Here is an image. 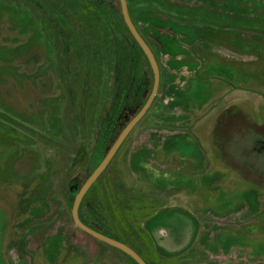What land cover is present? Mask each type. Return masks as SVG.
Listing matches in <instances>:
<instances>
[{
  "label": "rangeland",
  "instance_id": "374dc122",
  "mask_svg": "<svg viewBox=\"0 0 264 264\" xmlns=\"http://www.w3.org/2000/svg\"><path fill=\"white\" fill-rule=\"evenodd\" d=\"M162 1L127 2L134 20L135 14L144 9L145 16L159 15L168 21L167 28L161 29L166 48L163 46L156 53L162 64L163 83L164 78L185 82L191 78L177 94L179 99L174 107L186 108V100L201 98L202 86L214 81L241 86L246 81L245 87H249L246 90L264 95V78L249 74L264 76V56L254 55L253 50L240 48L234 52L225 46L221 48L223 38H213L222 33L224 43L243 47V39L259 44L264 40V19L233 23L212 13L193 10L199 6L209 10L211 5L205 0H165L166 4ZM119 5V0H0V264H133L119 249L80 230L72 213L81 183L72 171L76 151L74 115L78 111L86 119L93 93L97 100L104 101V96L113 90L114 79L124 76L126 55L144 58L122 27ZM116 16L122 24L114 26L112 18ZM53 26L65 31L72 50L68 54L65 45L56 42ZM159 26L166 27L160 22ZM125 43L132 48L130 51H125ZM154 43H160L156 37ZM191 49H195L194 54ZM73 54L76 59L71 74L67 62L74 58ZM216 56L222 63L235 60L234 66L205 65L206 58L212 60ZM144 67L143 78H148L149 84L154 78L153 71L147 63ZM196 87L201 88L195 90ZM240 93L249 95L244 90ZM160 94L161 107H169V98ZM250 95L252 102L257 101L256 106L264 100L258 94ZM214 103L211 100L201 109L197 102H191L189 116L197 124L193 127L196 133H201L204 118ZM162 110L160 120L150 117L139 125L134 139L148 145L153 139L146 138L151 128L170 132L179 128L170 118L178 113ZM133 137L118 164L125 172V180L116 183L104 205L90 194L80 214L83 221L117 234L123 243L141 251L143 220L163 206L183 204L184 196L178 191L175 196L159 189L167 184L164 179H156L158 172L150 175L155 170L151 164L145 163L139 170L126 165ZM178 169L179 165L170 170L175 173ZM187 170L196 173L197 169L188 166ZM209 179L213 193L227 195L226 189L215 187L219 178ZM138 190L144 191L149 201L153 200V208L137 205L136 199L127 209L122 206L123 192L136 197ZM192 198L196 203L203 202L199 194H193ZM248 203L254 207L256 202L245 204ZM218 214L222 217L225 212ZM259 254L249 256L254 264H264V257H258ZM199 256L193 253L178 264H204L205 259Z\"/></svg>",
  "mask_w": 264,
  "mask_h": 264
},
{
  "label": "flooded vegetation",
  "instance_id": "af4514ba",
  "mask_svg": "<svg viewBox=\"0 0 264 264\" xmlns=\"http://www.w3.org/2000/svg\"><path fill=\"white\" fill-rule=\"evenodd\" d=\"M162 2L167 3L165 0ZM207 2L211 5L209 10L205 6L193 7V10L212 13L233 23L264 19V0L204 1V3ZM139 5L143 6L140 3ZM146 12L143 9L135 14L138 25L135 26L140 32L145 31L143 25L146 22L153 25L155 37L160 42L151 46L156 56L159 49H163V46L166 48L165 42L161 39L163 37L161 29L167 28L168 21L159 15L145 16ZM131 19L135 24V20L132 17ZM159 22L166 27H160ZM213 36L214 39L223 38L221 48L225 46L234 52L240 48L253 50L254 55L264 56V40L258 44L241 39L244 46L240 47L233 42L224 43L226 38L222 33L219 36ZM124 49L130 51L132 48L129 44H125ZM191 50L194 54L195 49ZM130 56L126 55L125 78L114 79L113 90L104 96V99L100 98L104 101L97 100L93 93L86 119L81 112L77 111L74 115L76 151L72 171L73 177L81 179L80 190L107 157L123 131L142 110L152 93L154 81L151 86L149 78L148 84V78H143L144 70L133 73L128 66ZM156 59H158L157 56ZM206 61H208V64L205 63L207 66L211 64V66L221 67L234 66L235 60L222 63L216 56L212 60L206 58ZM194 62L196 61L191 63ZM201 63L204 62L201 61ZM249 74L253 78H264V76L258 77L253 72ZM252 77L249 79L253 81ZM164 79L167 83L160 84L154 102L131 130L89 193L93 197L97 196L93 199L106 200L114 184L125 180V172L118 164L125 156L126 146L134 136L132 150L126 155V165L132 170H139L145 167V163L151 164L155 170L153 169L152 173L149 172L150 175L158 172L156 179H164V184H167V187L158 188L165 192H173L175 196L182 194L184 202L163 206L145 218L142 223L144 246L141 248L140 245L141 251L132 249L147 264H178V261L189 258L193 253L203 257L204 264H254L249 256L264 254V100L256 106L257 101L252 102L249 98L252 96L250 94L254 93L261 99H264V95L256 90L253 92L246 90L249 88L245 87L246 81L242 84L244 86L240 83L214 81L209 86H202L201 98L186 100L187 107L179 109L174 107V103L179 99L176 96L181 89L183 91L187 87L191 78L186 79L188 82L181 81L179 78ZM200 88L196 87L195 90ZM241 90L250 96L241 95ZM160 93L169 98V107H161ZM211 100H215V103L211 112L206 114L204 127L198 134L193 128L197 124H194L189 116L191 102H197L203 109L204 105H208ZM162 109L178 113L175 118H170L179 128L174 132L151 128L146 138L148 140L153 138L149 142L152 145H145L143 141L134 139L137 128L146 119L150 117L154 121L161 119ZM155 163L159 165L155 166ZM178 165L179 169L172 173L171 167ZM188 166L196 168V173L188 171ZM164 167L165 170L161 171L160 169ZM211 177L220 179L215 187L221 190L226 189L227 195L213 193L214 187L211 186L212 181L209 179ZM175 191H178V194ZM144 193L138 190V195L134 197L132 194L123 192L125 200L122 206L127 209L134 204L132 200L136 199L137 205L146 204L153 208V200L149 201ZM193 194L201 195L203 202H194ZM249 201L256 203L258 201L259 205L255 203L252 207L249 203L245 204ZM223 211L225 215L221 217L218 213ZM143 252L147 253V256ZM261 254L258 257H264Z\"/></svg>",
  "mask_w": 264,
  "mask_h": 264
},
{
  "label": "water",
  "instance_id": "95a60500",
  "mask_svg": "<svg viewBox=\"0 0 264 264\" xmlns=\"http://www.w3.org/2000/svg\"><path fill=\"white\" fill-rule=\"evenodd\" d=\"M119 1H120V5H121L122 14H123V17H124V20H125V23H126L128 29L130 30L131 34L133 35V37L135 38L137 43L140 45V47L144 51L147 59L150 62V65H151V68L153 71V76H154V85H153L152 93H151L149 99L147 100L146 104L142 108V110L131 121V123L127 126V128L123 131L120 138L118 139L116 144L113 146L112 150L109 152L107 157L104 159V161L101 163V165L96 169V171L90 176V178L87 180V182L84 184V186L81 188V190L77 194L75 201H74L72 213H73V218H74L76 225L81 230L87 232L88 234L95 237L96 239H98L102 242H105L108 245L123 251L124 253L129 255L133 260H135L138 264H147L140 257V255L135 250H133L131 247H129L128 245H126V244H124V243H122L116 239H113L109 236H106V235L92 229L91 227H89L88 225H86L82 221L81 216H80V207H81V204H82L85 196L87 195V193L89 192L91 187L94 185V183L98 180L100 175L107 168V166L109 165V163L113 159L114 155L116 154V152L118 151V149L120 148V146L122 145V143L124 142L126 137L129 135L131 130L136 126V124L146 114V112L148 111V109L150 108L152 103L154 102V99L156 98V96L159 92L160 84H161V70H160V66H159V63L156 59L154 52L151 50V48L149 47V45L147 44V42L143 38L142 34L138 31L133 20L131 19L129 9H128L127 0H119Z\"/></svg>",
  "mask_w": 264,
  "mask_h": 264
},
{
  "label": "trees",
  "instance_id": "16d2710c",
  "mask_svg": "<svg viewBox=\"0 0 264 264\" xmlns=\"http://www.w3.org/2000/svg\"><path fill=\"white\" fill-rule=\"evenodd\" d=\"M120 6V5H119ZM113 11V10H112ZM120 17H121V19H122V21H123V24H122V22L120 21L121 19H120V17H114V18H112V20L114 21V26H117V25H119V24H122V27L124 28L125 27V29L127 30V34L130 36V38L133 40V43L136 45V47L140 50V52H141V54H142V56L144 57L143 59L142 58H137V57H135V56H130V60H129V68H131L132 69V71H133V73L135 74V73H137V72H142L143 70H144V64L145 63H147L148 65H149V67H150V69H151V71H152V68H151V65H150V62H149V60L147 59V57H146V55H145V53L143 52V50L141 49V47L139 46V44L137 43V41L135 40V38L133 37V35L131 34V32H130V30L128 29V27H127V25L125 24V22H124V19H123V16H122V12H121V7H120ZM120 20H119V19ZM134 22V21H133ZM137 21L135 20V25L136 26H138L137 25V23H136ZM147 24H144L143 26H145V31H140L141 32V34H142V36H143V38L145 39V41L147 42V44L149 45V47L151 48V50H152V47L151 46H153V39H154V37H155V30H154V28H153V25H151L150 23H148V22H146ZM140 30V29H139ZM53 31H54V36H56V42L58 43V44H63V45H65L64 47V50L66 51V53L68 54L69 52H71L72 50H71V48H69V47H71L70 46V43H69V41H68V38H67V35H66V33H65V31H63V28H61V27H59V26H55V28H54V26H53ZM120 31V30H119ZM122 31V30H121ZM124 37V36H123ZM151 37V38H150ZM152 39V40H151ZM160 39V38H159ZM161 39H162V37H161ZM127 39H126V37H124V41H126ZM165 42V41H164ZM18 44V43H17ZM125 44H127V43H125ZM153 51V50H152ZM62 52H63V49H62ZM154 52V51H153ZM73 57L74 58H70L69 60H68V62H67V68L69 69H71V74H73V70H74V67H73V64L75 63V59H76V56H75V54H73ZM157 61H158V63H159V66H160V70H161V83H163V78H162V64H161V62H159V60L157 59ZM138 62V63H137ZM143 67V68H142ZM122 73V72H121ZM124 75H125V73H124ZM152 75H153V73H152ZM122 78H125V76H122ZM153 81H154V78H151V86L153 85ZM73 85V84H72ZM72 85H70L69 87V91L72 93V95L70 96V97H72L73 98V89L71 88V87H73ZM116 184H114V186H115ZM89 195H90V193L88 192L87 193V195L85 196V198H84V200H83V202H82V204H81V207H80V212H81V210H82V207L84 206V204H85V202H86V200L88 199V197H89ZM103 205H104V198H102V199H100L99 200ZM102 205V206H103ZM80 216H81V214H80ZM82 219V218H81ZM82 221H83V219H82ZM86 225H88L89 227H91L92 229H94V230H96V231H98V232H100V233H102V234H104V235H106V236H109V237H111V238H113V239H116V240H118V241H120V242H122L121 240V238L116 234H111V233H108L106 230L104 231V230H102V229H99L98 227H95L94 225H92L91 223H89V222H86V221H83ZM81 230V229H80ZM83 231V230H82ZM123 243V242H122ZM125 244V243H124ZM127 245V244H126ZM121 251V250H120ZM123 254H125V256H127L134 264H137L131 257H129L126 253H124L123 251H121Z\"/></svg>",
  "mask_w": 264,
  "mask_h": 264
}]
</instances>
